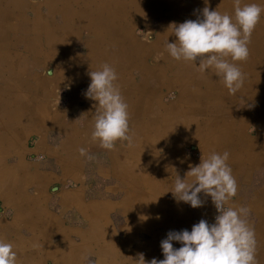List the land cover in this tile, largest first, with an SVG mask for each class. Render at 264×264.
I'll return each mask as SVG.
<instances>
[{"label": "crops", "instance_id": "1", "mask_svg": "<svg viewBox=\"0 0 264 264\" xmlns=\"http://www.w3.org/2000/svg\"><path fill=\"white\" fill-rule=\"evenodd\" d=\"M158 1L166 0H82L80 5L78 0H0V208L10 213L0 217V239L13 244L17 264L67 260L81 264L82 253L91 251L102 258L101 264H125L118 257L128 252L129 245L116 237L108 215L114 219L119 216L116 209H121L128 216L131 203H137L130 199L132 187L143 188L145 195L133 207V217L129 214L132 228L138 229L130 249L150 260L148 254L155 250V259L162 260L160 245L169 232H190L202 219L211 225L216 209L203 192L198 194L202 201L198 208L173 195L166 198L170 209L164 215V200L151 194L152 188L174 189L175 174L190 183L192 178L185 177L190 166L199 165L212 152L225 151L237 183L229 205L250 209L242 218L254 229L256 260L264 264V190L251 195L264 183L249 180L264 164V100L259 88L260 75L264 85V12L251 34L250 58L244 62L227 58L244 76L243 86L230 95L215 69L197 70L198 60L194 66L165 52L145 65L151 53L129 26L141 15L148 16L149 8H158ZM170 1L171 9L186 10L191 19H202L206 6L234 18V0H194L190 8ZM251 3L264 7V0H241L242 5ZM35 32L43 35L42 41ZM165 32L164 40L174 42L172 29L167 36ZM105 63L117 73L115 84L128 106L131 137V143L118 140L111 150L92 139L97 102L85 95L89 72ZM47 71L54 75L49 77ZM150 81L157 88L147 91ZM59 89L67 92L66 106L56 103ZM162 90L177 94L169 107L162 105L167 103L162 101ZM253 126L255 134L248 132ZM185 147L199 156L186 155ZM80 148L88 150L91 167ZM38 156L42 159H32ZM105 166L112 174L106 196L96 192L87 198L91 185L86 172L99 175L97 170ZM67 183L75 187L69 189ZM148 204L160 205L150 207V215L160 220V226L151 230ZM67 216L75 223H68ZM83 217L90 226L88 233L81 229ZM124 238L130 241L129 231ZM146 241L154 242L142 247ZM97 242L103 245L90 248ZM180 247L173 241L174 249Z\"/></svg>", "mask_w": 264, "mask_h": 264}, {"label": "clouds", "instance_id": "2", "mask_svg": "<svg viewBox=\"0 0 264 264\" xmlns=\"http://www.w3.org/2000/svg\"><path fill=\"white\" fill-rule=\"evenodd\" d=\"M264 7L258 4H241L234 0V18L227 13L210 11L206 6L202 10V19L186 20L172 24L175 41H165V49L175 60L199 61L197 70L204 73L215 69L230 95L243 86L244 76L239 67L231 61H246L249 56L248 45L251 34L259 23ZM49 77L54 72L47 71ZM91 83L85 93L87 98L97 102L92 139L99 141L103 149L111 150L118 140L129 141L128 106L124 102L118 86L115 84L117 73L109 64L99 70L89 72ZM81 156L87 155V149L80 148ZM88 156V159H91ZM229 152L222 155L210 153L200 160L199 165L190 166L185 177H191L189 183L175 174L174 195L192 208L202 206L198 194L210 196L218 215L211 225L200 220L191 231L169 232L161 242L164 258L145 261L138 254V264H258L256 260L255 232L246 217L250 209L235 208L229 201L236 195L237 183L232 170L226 163ZM173 241L182 244L173 248ZM10 242L0 239V264H17V253ZM82 259L86 260L84 256Z\"/></svg>", "mask_w": 264, "mask_h": 264}, {"label": "rangeland", "instance_id": "3", "mask_svg": "<svg viewBox=\"0 0 264 264\" xmlns=\"http://www.w3.org/2000/svg\"><path fill=\"white\" fill-rule=\"evenodd\" d=\"M81 1L82 0H80V1L78 0L77 4L80 5ZM168 1H169V3H168ZM173 2H176L179 5H181L180 7H182V8L183 7L190 8V7L193 6L194 0H173ZM171 4H172V2L170 0H166L163 3L158 1V5H159L158 8H156V9L149 8L148 10H146V13H147L148 16L143 18V16L141 15L140 16L141 18L138 17L139 18L138 21L132 22L130 24V26H129V30L135 36V38L139 42H141L142 44H144L147 47L146 53L148 55L151 53L149 58L146 60L145 65L146 64L147 65H151L152 61L153 62L158 61L157 59H160L161 55H162V57H164V55L166 54L165 52H167V51H166L165 45H164V42L166 40H164L165 37L162 35L163 31H166L165 34H168L167 31L171 30L170 26L172 24H180V23L185 22L186 20H196V19H191L192 17L191 18L190 17L189 18L186 17L185 13L188 14V12H186V10H184V11H182L180 13L178 12L179 14H181V15H179L175 11V8H174V10L171 9V8H173V6ZM194 7L197 8L196 5H194ZM102 24H104V23L102 22ZM42 29L43 28H36V32H37V30L42 31ZM102 30H104V28L101 27V31ZM36 32H35L34 36H36V38L41 39V41H42L43 40V35L41 33H36ZM32 35H33V33H32ZM101 36L104 39H106V36H104L103 34ZM123 36H124V34H123ZM153 49H154V52H153ZM249 58H250V56H248L247 59H249ZM241 62H244V61H241ZM242 64H244V63H242ZM247 67H248V65H246L244 68H247ZM244 68H242V69H244ZM137 71L138 70H135V72L137 73V76L134 75V77L136 78V82L138 80H140L139 79V74H138ZM262 79H263V77H261V75H260V78H259V82L261 83L259 85L260 86L259 87L260 88V92H261L260 93V98L262 100H264V85H263ZM147 88H148L147 91H150L153 88H157V87H156L155 83H154V87H153V85H152V83L150 81L147 84ZM162 91H163L162 101L164 103L167 102L166 104L162 103V105H163V107L164 106H168L169 107L171 105V103L175 102V100L177 98V94L174 93V92L166 93L167 90H162ZM57 93H58L59 99H58V101H56V103H59L62 106L68 105L69 104V97L67 95V92L65 90H63V89H59V90H57ZM185 94H186V92L184 93V95ZM173 99H174V101H173ZM184 104H187V103H184ZM192 104L193 103H191V105ZM178 105H180V103ZM183 109H186V106H184ZM239 109H237V110H239ZM242 109H245V108H242ZM260 110H262V107H260ZM186 115H188V112L186 113ZM132 121H133V119H132ZM248 132H250L252 134H255V132H256L255 126L249 128ZM115 151H117V149ZM184 152H185L186 155H188L190 157L196 158V157L199 156L197 154V152H195L194 150H192L189 147H185L184 148ZM38 158L42 159L41 156H38L37 158H32V159H36L37 160ZM109 159H110V157L108 155V160ZM86 163L88 164V167H91V163L88 161V156H86ZM109 163H110V160H109ZM101 165L104 166L103 163ZM108 168H110V167H108ZM108 168H106V166H105V167H101L100 170L98 169L97 171H98L99 175H96L95 172H93V173L90 172V170H88L86 172V177H87L86 181L89 183V185H91V186H89L87 188L88 189L87 198H89V199L93 198V196H94V194L96 192L101 197L106 196L105 188L107 189L106 186L111 184V181H112V179H110V177H111L110 175H112V174L107 171ZM259 172H260L259 174H254L253 173L249 180L250 181H253V180L258 181V183H260V184L264 183V164L262 165V169ZM164 182L162 181V183H164ZM95 183L98 184V185H96ZM66 187L71 189V188H74L75 185L73 183H67ZM147 188H149V187H147ZM132 190L133 191H130V199L135 201V202L137 201V203L136 204H132L131 203L130 210H129V214H131V217H133L132 216L133 207L138 206V203H140L139 201H141L140 198H142V195H145V191L143 190V188H139V187H134L133 188L132 187ZM262 190H264L263 187L256 189L252 194L251 193H248V194H251L253 196V195H255L256 192L262 191ZM120 191H122V190H120ZM126 193H128V192H126ZM151 194H153L154 196H157V197L162 196V198L164 200V202L162 204V207L164 209H162V212H163V214L164 213H169V212L165 211L166 208L170 209L168 207L169 203L166 201V198L167 197H172L175 194L174 193V189H172V188H168V189L167 188H163V189H161V188H155L154 187V188H152V193ZM259 194H261V193H259ZM147 198L150 199V196L148 195ZM90 202H92V201H90ZM151 206L153 208L154 207L158 208V207H160V205L159 204H157V205L148 204L147 207H146L147 208L146 215L148 214V218H150V220H147V223L148 224L151 223V225H149V227H148L149 230H151L152 227L160 226V220H158V218L156 219V217H158V216H155V214H153V213H151V215H150V207ZM116 210L118 211L119 216H115L114 219L113 218L111 219V217H109L110 214L108 215L110 224L112 225V228H113V230H114V232L116 234V237L119 240H121V241L127 242L128 245H129L127 247L128 248V252L127 253H123L124 255L120 254L119 257H118V260L120 262L121 261H125V264H137L138 263V258H137L138 254H142V253H140V251L138 249L137 250H131L130 249V244H131V241H132V238H133V232H138V229L132 228L133 220L128 221V219L130 218L129 214L127 216V215L123 214L121 209H116ZM201 213H204V212L202 211ZM216 215H218L217 212L214 215V220H215ZM1 217H7L8 218V217H10V213H5ZM83 219H84V217H83ZM67 222L68 223H75V220L71 219L70 216H67ZM144 224H145V222H144ZM144 224H143L142 227H144ZM89 228H90V226L88 225V222L84 219V222L81 225V229H82L83 233H88ZM126 231H127V233L129 231L130 241L127 240V238L126 239L124 238ZM153 242L154 241H146L145 244H142V247L146 246L147 244L153 243ZM100 245H103V244H99L97 242L95 245L90 246V248H96V247H98ZM148 255H150L151 259L156 258V256H157V254L155 253V250H154V253L150 252ZM84 256L87 257L86 260L82 259V257H84ZM82 257H81V264H101V261H102V258L97 256V252H94V251L93 252L91 251V252L82 253ZM144 259H145V257H144ZM77 260H79V259H77ZM145 261L146 262L150 261V258L149 259H145ZM64 263L68 264L69 261L67 260V261H62L61 262V264H64ZM49 264H54V263L51 262Z\"/></svg>", "mask_w": 264, "mask_h": 264}, {"label": "bare ground", "instance_id": "4", "mask_svg": "<svg viewBox=\"0 0 264 264\" xmlns=\"http://www.w3.org/2000/svg\"><path fill=\"white\" fill-rule=\"evenodd\" d=\"M156 1V0H155ZM96 2V1H95ZM91 3V2H90ZM63 6V5H62ZM115 6V4H114ZM110 8V7H109ZM116 8V7H115ZM43 31V30H42ZM165 36H167V34H165ZM39 48V47H38ZM183 66V64H182ZM198 67V66H197ZM194 68V67H193ZM190 82H186V85L189 84ZM185 84V83H184ZM180 86L182 87V83H180ZM193 109V107H191ZM176 110V109H175ZM191 111V110H190ZM178 112V111H177ZM180 113H182L184 115V111L182 112V108L180 107ZM186 115V114H185ZM105 256V255H104ZM111 262V261H110Z\"/></svg>", "mask_w": 264, "mask_h": 264}, {"label": "built area", "instance_id": "5", "mask_svg": "<svg viewBox=\"0 0 264 264\" xmlns=\"http://www.w3.org/2000/svg\"><path fill=\"white\" fill-rule=\"evenodd\" d=\"M5 214V211H3L2 208H0V217Z\"/></svg>", "mask_w": 264, "mask_h": 264}]
</instances>
